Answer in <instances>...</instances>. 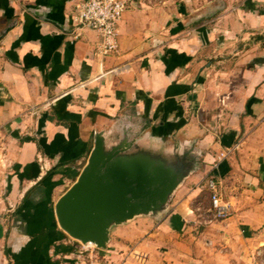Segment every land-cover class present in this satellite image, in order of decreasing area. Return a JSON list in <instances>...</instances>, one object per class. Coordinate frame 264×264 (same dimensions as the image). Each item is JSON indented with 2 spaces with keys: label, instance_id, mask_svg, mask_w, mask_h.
<instances>
[{
  "label": "crops",
  "instance_id": "crops-1",
  "mask_svg": "<svg viewBox=\"0 0 264 264\" xmlns=\"http://www.w3.org/2000/svg\"><path fill=\"white\" fill-rule=\"evenodd\" d=\"M77 1L0 0V264H76L54 204L86 164L94 133L118 135L123 117L135 139L195 141L201 165L160 220L111 229L101 252L111 264H259L264 0H215V15L201 0H135L119 21L118 52L104 58L95 32L73 33ZM208 173L231 215L200 224L198 191L188 189Z\"/></svg>",
  "mask_w": 264,
  "mask_h": 264
},
{
  "label": "water",
  "instance_id": "water-1",
  "mask_svg": "<svg viewBox=\"0 0 264 264\" xmlns=\"http://www.w3.org/2000/svg\"><path fill=\"white\" fill-rule=\"evenodd\" d=\"M129 120L115 123L114 140L106 130L94 133L86 164L54 204L62 231L99 249H106L115 226L142 216L160 220L201 165L195 141L173 145L148 134L135 139Z\"/></svg>",
  "mask_w": 264,
  "mask_h": 264
},
{
  "label": "built area",
  "instance_id": "built-area-1",
  "mask_svg": "<svg viewBox=\"0 0 264 264\" xmlns=\"http://www.w3.org/2000/svg\"><path fill=\"white\" fill-rule=\"evenodd\" d=\"M135 0H79L74 4L71 22L73 33L77 36L80 31L91 30L98 38V56L104 58L118 52V25L124 11ZM232 149H226L218 155V159L228 157ZM213 169L217 163H213ZM195 189L206 192L208 204L203 206L198 202L193 211L197 212L198 222L209 223L222 221L231 215L230 204L224 198L221 180L213 174L204 175L197 183ZM68 241L73 245V255L77 262L84 261L87 264H111L101 252L103 249L95 247L91 243L83 244L68 235ZM256 256L259 264L264 262V251L258 250Z\"/></svg>",
  "mask_w": 264,
  "mask_h": 264
},
{
  "label": "rangeland",
  "instance_id": "rangeland-1",
  "mask_svg": "<svg viewBox=\"0 0 264 264\" xmlns=\"http://www.w3.org/2000/svg\"><path fill=\"white\" fill-rule=\"evenodd\" d=\"M142 1H144V2H148V3H152L153 5L154 4H163L164 2H168V3H183L184 2V0H142ZM201 1H206L208 4H211L210 6H208L207 8H206V11H208V14L207 15H215V14H218L220 11H222V8L220 9V8H215L214 6H212V4L214 3V1L215 0H201ZM117 136L118 135H116L115 133L114 134H112V133H110L109 134V139L110 140H114V139H116L117 138ZM173 145H175L176 144V142L175 141H173V143H172ZM201 162V161H200ZM80 166V165H79ZM79 170V169H78ZM80 171H77V173H79ZM77 177V176H76ZM76 177L73 179V180H75L76 179ZM72 180V179H71ZM187 180V179H186ZM185 180V181H186ZM74 182V181H73ZM185 183V182H184ZM184 183H183V185H184ZM67 185H71V181L67 184ZM182 185V186H183ZM182 186H180L178 189H177V191L182 187ZM192 186V187H191ZM192 188V189H188V192H189V190L191 191V192H193V190H196V191H198L199 192V190H197V189H195V184H190L189 185V188ZM176 191V192H177ZM175 195V194H174ZM174 197V196H173ZM202 202V204H203V206H206L207 204H208V200H207V198H206V192H200L197 196H195L193 199H192V202H191V206H193V207H196V205H197V203L198 202ZM195 213H197L196 211H195ZM196 219H197V222H198V218L196 217ZM199 223V222H198ZM201 224H207V223H201ZM67 235V234H66ZM68 236V235H67ZM263 264H264V262H263Z\"/></svg>",
  "mask_w": 264,
  "mask_h": 264
}]
</instances>
